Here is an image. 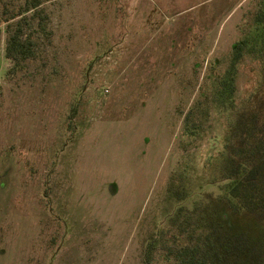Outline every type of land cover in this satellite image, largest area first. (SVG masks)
<instances>
[{
	"label": "rangeland",
	"instance_id": "rangeland-1",
	"mask_svg": "<svg viewBox=\"0 0 264 264\" xmlns=\"http://www.w3.org/2000/svg\"><path fill=\"white\" fill-rule=\"evenodd\" d=\"M254 105L264 0H0V264H173L184 247L234 264L227 237L264 253V216L222 191Z\"/></svg>",
	"mask_w": 264,
	"mask_h": 264
},
{
	"label": "trees",
	"instance_id": "trees-1",
	"mask_svg": "<svg viewBox=\"0 0 264 264\" xmlns=\"http://www.w3.org/2000/svg\"><path fill=\"white\" fill-rule=\"evenodd\" d=\"M19 29L11 31L5 46V56L14 61L26 56L25 41ZM254 93L245 104L259 100ZM261 98V97H260ZM249 108L231 127L226 140L228 157L223 168L222 191L228 208L235 214L264 216V105ZM223 257L233 258L234 264H264V253L250 257L251 246L240 238L220 241ZM173 264H207L205 257L197 255L191 247L179 248ZM216 257V256H215ZM217 258L219 264L221 258ZM214 259V258H213ZM210 264H216L212 261Z\"/></svg>",
	"mask_w": 264,
	"mask_h": 264
}]
</instances>
